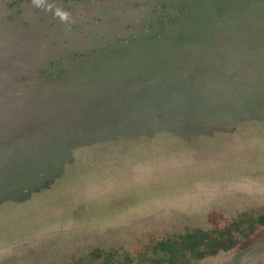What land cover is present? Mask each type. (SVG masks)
<instances>
[{
	"label": "rangeland",
	"instance_id": "rangeland-1",
	"mask_svg": "<svg viewBox=\"0 0 264 264\" xmlns=\"http://www.w3.org/2000/svg\"><path fill=\"white\" fill-rule=\"evenodd\" d=\"M0 90V264H264V0H0Z\"/></svg>",
	"mask_w": 264,
	"mask_h": 264
},
{
	"label": "trees",
	"instance_id": "trees-1",
	"mask_svg": "<svg viewBox=\"0 0 264 264\" xmlns=\"http://www.w3.org/2000/svg\"><path fill=\"white\" fill-rule=\"evenodd\" d=\"M245 26H247V27H251V28H254V27H256L257 25L256 24H253V22H250V23H248V24H246ZM256 33H257V31H256ZM257 39H255V40H259V38H262V34H258L257 33Z\"/></svg>",
	"mask_w": 264,
	"mask_h": 264
},
{
	"label": "clouds",
	"instance_id": "clouds-1",
	"mask_svg": "<svg viewBox=\"0 0 264 264\" xmlns=\"http://www.w3.org/2000/svg\"><path fill=\"white\" fill-rule=\"evenodd\" d=\"M61 19H67V14L65 13V14H62L61 15Z\"/></svg>",
	"mask_w": 264,
	"mask_h": 264
},
{
	"label": "crops",
	"instance_id": "crops-1",
	"mask_svg": "<svg viewBox=\"0 0 264 264\" xmlns=\"http://www.w3.org/2000/svg\"><path fill=\"white\" fill-rule=\"evenodd\" d=\"M0 92H1V90H0Z\"/></svg>",
	"mask_w": 264,
	"mask_h": 264
}]
</instances>
